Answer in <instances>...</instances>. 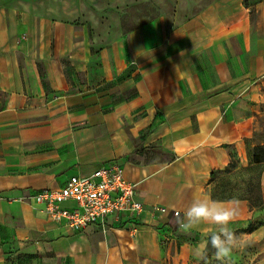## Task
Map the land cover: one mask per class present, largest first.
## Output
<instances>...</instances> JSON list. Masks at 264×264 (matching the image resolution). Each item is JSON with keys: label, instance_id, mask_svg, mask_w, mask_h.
<instances>
[{"label": "crops", "instance_id": "0c3cea01", "mask_svg": "<svg viewBox=\"0 0 264 264\" xmlns=\"http://www.w3.org/2000/svg\"><path fill=\"white\" fill-rule=\"evenodd\" d=\"M68 3L85 6L0 0V264H202L194 249L215 226L182 232L170 210L235 198L242 233L258 213L217 185L260 166L264 0L256 21L246 0H211L93 39ZM114 160L146 206L136 232H77L29 198Z\"/></svg>", "mask_w": 264, "mask_h": 264}, {"label": "rangeland", "instance_id": "374dc122", "mask_svg": "<svg viewBox=\"0 0 264 264\" xmlns=\"http://www.w3.org/2000/svg\"><path fill=\"white\" fill-rule=\"evenodd\" d=\"M79 0H70V2ZM85 6L70 4L59 6V10L67 15H74L78 25L82 20L90 29L91 38L98 31L118 30L123 32L141 25L145 21L163 16L173 15L178 9L187 6L197 9L211 0H83ZM263 0H246L251 9L254 21L259 18V4ZM93 39V38H92ZM256 138L264 144V119L260 120ZM236 170L230 176H222L217 185L219 197L244 196L256 202L260 195L264 198V189L258 187V173L261 167ZM236 167V166H235ZM262 192V193H261ZM258 213L254 216L250 227L244 233L235 232L242 238L231 256L229 264H264V206L253 208ZM256 211V212H257ZM202 264H220L214 257V250L209 247L207 260Z\"/></svg>", "mask_w": 264, "mask_h": 264}, {"label": "built area", "instance_id": "2783aa9c", "mask_svg": "<svg viewBox=\"0 0 264 264\" xmlns=\"http://www.w3.org/2000/svg\"><path fill=\"white\" fill-rule=\"evenodd\" d=\"M52 220L62 222L77 232L90 225H99L104 231L117 224L129 225L131 231L139 229V219L146 210L138 198L137 185L126 178L125 168L118 160L101 166L88 175H74L59 188H44L29 197ZM73 208H65L66 202ZM156 210L168 213L165 206ZM174 217L181 214L170 210ZM112 220V221H110Z\"/></svg>", "mask_w": 264, "mask_h": 264}, {"label": "clouds", "instance_id": "9594fccd", "mask_svg": "<svg viewBox=\"0 0 264 264\" xmlns=\"http://www.w3.org/2000/svg\"><path fill=\"white\" fill-rule=\"evenodd\" d=\"M238 204L239 201L235 198L217 201L210 197L194 196L183 216L177 214L178 227L185 233L199 228L202 224L215 226L214 230H205L207 238L196 245L194 255L198 260L206 262L208 249L211 247L220 264H229L233 251L243 243L242 238L229 227L239 216Z\"/></svg>", "mask_w": 264, "mask_h": 264}, {"label": "trees", "instance_id": "16d2710c", "mask_svg": "<svg viewBox=\"0 0 264 264\" xmlns=\"http://www.w3.org/2000/svg\"><path fill=\"white\" fill-rule=\"evenodd\" d=\"M253 157H254V162L256 164H258V165L264 164V144L257 145L254 147ZM236 165H237L236 161L233 160V162L231 163V165L229 167L233 168ZM263 172H264V166L260 168L259 173H258V187L260 189H262L261 177L263 175ZM248 200L250 202L251 208H262L264 206V198H263L262 194L260 195L259 199L256 202H252V201H250V199H248Z\"/></svg>", "mask_w": 264, "mask_h": 264}]
</instances>
